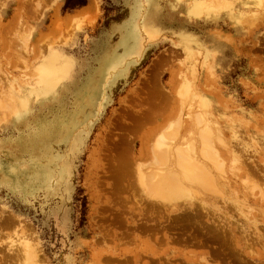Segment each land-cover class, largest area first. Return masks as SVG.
<instances>
[{"label": "rangeland", "instance_id": "rangeland-1", "mask_svg": "<svg viewBox=\"0 0 264 264\" xmlns=\"http://www.w3.org/2000/svg\"><path fill=\"white\" fill-rule=\"evenodd\" d=\"M4 101L0 264L13 221L40 264H264V0H0ZM202 107L217 189L171 208L133 169L199 154Z\"/></svg>", "mask_w": 264, "mask_h": 264}, {"label": "bare ground", "instance_id": "bare-ground-1", "mask_svg": "<svg viewBox=\"0 0 264 264\" xmlns=\"http://www.w3.org/2000/svg\"><path fill=\"white\" fill-rule=\"evenodd\" d=\"M223 3H225V1ZM198 7H199V5H198ZM200 7H199V9H200ZM228 7H229V5H228ZM57 70L58 69L53 68L52 66H47V67L43 68V70L40 73V77H41L40 78V84L44 83L45 86L48 87V85L52 82V80H54L56 78ZM13 106H14L13 104L4 101V103H2L0 105V108L4 109V112L5 113H9L10 111L13 110V108H14ZM4 112H3V114H5ZM195 122L200 127L199 141H200V148L201 149L199 151L200 152L199 154L194 153V151H193L194 146L191 144L193 149L192 148H188L189 150L191 149L188 154L185 153L187 151L186 149H185L186 151L185 150L184 151L181 150L182 147L181 148L180 147L175 148L174 153L171 154V155H173V160H174V163H171V165H172L171 167H168L167 166L168 168H165L164 165H162V166L160 165L159 166L157 164L159 167L156 166V165H153L156 168L152 167L153 169H150V168L149 169L148 168L145 169V168L142 167V165H138V163L135 164L136 166H135V169H133V171H134V175L136 176V179H137L136 182H139V184H141L142 187H145L144 188L145 191L143 190L144 193L146 191H148L150 193V196H152V197L154 196L162 204H163V202H161L160 200H164V201L166 200L167 202H168V200H172L171 201V204H170V202L167 203L170 206V205H172V204L175 203L174 202L175 200H179V199L185 197V195L187 196L188 192H190V190L188 188L189 185H187V182L188 183H192V184H195V183L196 184H199L200 187H206L207 189L208 188H211V189H214V190L217 189V187L215 185H213V182H212L213 179H215V178H213V176H212V173L210 171L211 170L210 167L209 168H206V166L203 165L204 164L203 163L204 162L203 161L204 159H206L208 161V160H211L213 158V160H212V162H213L218 157L217 156L218 153H216V149H214L215 148V146L213 145L214 143L211 142L212 141L211 140V137H212V134H213L212 133L213 126L211 125V122L208 120V118L206 116L205 108L204 107H202V109L199 111V119H198V121L196 120ZM213 137H214V135H213ZM170 138H172V136ZM218 138L220 139V137H218ZM170 142L172 143V141L169 140V142H168L169 144L166 143L167 144L166 146H165V143L164 142L162 143V144H164L165 147H163L161 150H159L160 153H161L160 156H162V157H169L170 156V155L168 156V154L171 153L170 147H168L169 145H171ZM179 142H181V141H179ZM213 142H214V140H213ZM182 143H184V142H182ZM173 145L176 146V145H179V144H175L174 143ZM183 145L184 144H182V146ZM168 150H169V152H168ZM169 159H168V161H169ZM159 160L161 161V159H159ZM170 160H172V158ZM217 160H219V159H217ZM220 160H221V162L223 161V159H221V158H220ZM216 162H218V161H216ZM221 162H220V164L216 163V164H218L216 166H218V169H220V170H222V169L219 168V167L223 164V163L221 164ZM173 164H174V166H173ZM238 164H240V163H238ZM169 166H170V164H169ZM234 167L236 168L237 166H234ZM122 169H123V167H122ZM116 170H118V168ZM213 186L216 187V188H213ZM247 187L249 188V186H247ZM249 189H251V188H249ZM262 192H263V190H262ZM149 193L146 196H149ZM263 194L264 193H262V195ZM262 199H264V197ZM158 201H157V203H159ZM180 201H182V200H180ZM179 202H177V203H179ZM162 204L160 206H162ZM163 207H164V205H163ZM192 209H194V208H192ZM5 211L6 210H4V212H3L4 214L3 215H2V213H0V220H2L3 218H5L6 216H10L11 215L7 211L6 212ZM1 223H2V221H1ZM16 223L17 222H14V221L12 222V224H14L13 225V228L15 229L14 230V233L16 234V237L17 238L15 236H13V237L15 238V240H16L17 243L14 244V245H11L12 249L13 248L16 249V251L14 250L16 253L15 252H13V253L10 252V253L14 254V256L16 255L15 256L16 258L19 257L22 260V263L23 264H40L41 261H42V259H41L42 255L40 254L41 250H40V246H39V243H38L37 239L33 236L32 232L29 230V228L25 224H23V223H20V224L17 223L16 224ZM1 225H0V227H2ZM13 237L10 238V239L13 240L14 239ZM10 243H9V245H10ZM13 246H15V247H13ZM9 250L11 251L10 248H9ZM11 256H13V255H11ZM8 258H10V257L8 256ZM12 258L13 257H11V259ZM19 258L17 259V262L18 261L21 262V260H19ZM40 259H41V261H40ZM1 260H2V258H1Z\"/></svg>", "mask_w": 264, "mask_h": 264}, {"label": "trees", "instance_id": "trees-1", "mask_svg": "<svg viewBox=\"0 0 264 264\" xmlns=\"http://www.w3.org/2000/svg\"><path fill=\"white\" fill-rule=\"evenodd\" d=\"M68 2H69V0H68ZM81 5H84V4H81Z\"/></svg>", "mask_w": 264, "mask_h": 264}]
</instances>
